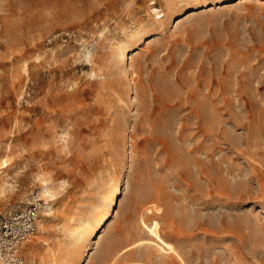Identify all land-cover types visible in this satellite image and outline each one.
I'll return each instance as SVG.
<instances>
[{
  "label": "rangeland",
  "instance_id": "1",
  "mask_svg": "<svg viewBox=\"0 0 264 264\" xmlns=\"http://www.w3.org/2000/svg\"><path fill=\"white\" fill-rule=\"evenodd\" d=\"M33 194L24 264H264V0H0V220Z\"/></svg>",
  "mask_w": 264,
  "mask_h": 264
},
{
  "label": "built area",
  "instance_id": "2",
  "mask_svg": "<svg viewBox=\"0 0 264 264\" xmlns=\"http://www.w3.org/2000/svg\"><path fill=\"white\" fill-rule=\"evenodd\" d=\"M42 199L33 194L26 206L0 220V264H24L22 244L36 231Z\"/></svg>",
  "mask_w": 264,
  "mask_h": 264
},
{
  "label": "bare ground",
  "instance_id": "3",
  "mask_svg": "<svg viewBox=\"0 0 264 264\" xmlns=\"http://www.w3.org/2000/svg\"><path fill=\"white\" fill-rule=\"evenodd\" d=\"M123 61H125V58L123 59ZM168 96V95H167ZM42 181V183H41V190H40V193H41V195L43 196V197H49L50 198V186L47 184V182H46V180H41ZM62 184H63V182L61 181L60 183H59V185L60 186H62ZM117 192H118V183H115V187H114V189H112L111 191H110V193H109V196H108V200H107V203L105 202V204H104V209H105V211H104V213H103V215H102V217H101V219L99 220V222H106L105 220L107 219V217H108V215L110 214V212L112 211L111 210V207L113 206V204H114V196L117 194ZM51 200V199H50ZM42 209V210H41ZM41 209H40V211H41V217H44V216H48L51 212H52V207L50 206V205H42V207H41ZM148 209V208H147ZM144 212V211H143ZM141 215H143V214H141ZM108 220V219H107ZM139 221V220H138ZM39 222V224H41V219H39V221H38V219H37V222H36V224ZM98 222V223H99ZM142 223H143V225L144 226H146L147 228H148V231L152 234V236H154L155 238H156V240H159L161 243H160V248H162V249H166V250H169V251H172V250H174L173 249V247H172V245L170 244V243H168V242H166V241H164L162 238H161V236H160V234H159V226H158V223L156 222V221H154V222H152V224L150 225V226H147L146 224H145V222L144 221H142ZM103 224L104 223H100V226H98L97 228L95 227L94 229H93V232H94V234L96 235L98 232H99V230L101 229V227L103 226ZM88 226V221H85V225H84V228H83V230L85 231V227H87ZM36 230H37V227H36ZM42 230L41 229H39V232H41ZM82 234L83 233H80V238L79 239H82ZM31 238V237H30ZM29 238V239H30ZM84 239V238H83ZM159 244V243H158ZM134 245H136V243L135 244H133L132 246H134ZM131 247V246H130ZM117 253V251H116V249H114V248H112V247H110V246H107L106 248H105V251L103 252V258H102V260H101V263L100 264H110L109 262H110V259H111V255L112 254H116ZM32 255H33V253L32 252H30V253H28L27 255H26V264H27V262L28 261H30V259L32 258Z\"/></svg>",
  "mask_w": 264,
  "mask_h": 264
}]
</instances>
